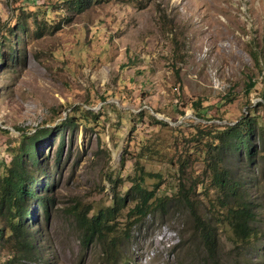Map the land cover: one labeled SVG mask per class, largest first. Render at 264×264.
I'll return each instance as SVG.
<instances>
[{
  "label": "rangeland",
  "instance_id": "obj_1",
  "mask_svg": "<svg viewBox=\"0 0 264 264\" xmlns=\"http://www.w3.org/2000/svg\"><path fill=\"white\" fill-rule=\"evenodd\" d=\"M70 1L0 0V160L11 164L37 134L44 170L34 189L50 187L47 210L28 206L35 250L4 236L0 264H264L263 140L251 138L258 149L249 168L237 152L209 146L249 109L264 135V0H91L80 10ZM67 115L71 124L58 132ZM141 165L148 188L159 182L157 195H172L183 178L193 187L216 231L215 260L175 201L125 239L129 197L114 218L116 245L111 233L85 243L79 218L111 206ZM212 166L243 181L256 238L234 239L215 206Z\"/></svg>",
  "mask_w": 264,
  "mask_h": 264
},
{
  "label": "trees",
  "instance_id": "obj_2",
  "mask_svg": "<svg viewBox=\"0 0 264 264\" xmlns=\"http://www.w3.org/2000/svg\"><path fill=\"white\" fill-rule=\"evenodd\" d=\"M91 0H71V6L77 10L89 5ZM4 38V37H3ZM3 51L0 49V58ZM10 53V60H14L13 53ZM4 57H2L3 59ZM254 81L251 79L246 83L245 91L249 93L253 88ZM264 102V93L261 94ZM261 104V103H259ZM89 112V111H88ZM71 118L67 115L58 123V132L71 124ZM158 123H164L162 120L155 119ZM45 129L39 130L41 137L50 138L52 134H46ZM261 137L264 146L263 129L258 125L255 115L249 112L233 123L223 125L218 129L214 135V140L217 141L212 146L220 147L222 150H231L237 152L238 160L246 159L247 167L254 164L257 155V145L252 143L253 136ZM25 136V134H23ZM35 135H26L29 141L21 143V148L7 164L0 160V239L4 236L11 239L15 244L17 250L26 249L27 251L35 250V238L29 236V225L26 223L27 214L33 215L37 207H44L47 210L49 204L48 196L45 195V190H50V187L45 181L39 186L40 191H36L35 183H38L37 176L43 175V164L41 165L37 155L36 137ZM45 137V138H46ZM64 139L57 146L56 154L60 156ZM21 151V152H19ZM209 151V147L206 149ZM57 156V158H59ZM214 161V160H210ZM138 163V162H137ZM29 169L32 170L29 173ZM37 172L38 174L34 175ZM151 173L146 171L141 165L136 167V172L132 177V184L123 194H116L112 199V205L98 210L90 217L84 215L79 218V222L84 224V241H93L95 237L105 238L107 234L111 233L110 244L116 245L119 236L113 233L115 228L114 218L117 212L126 206V199L134 200L132 206L127 210V227L122 228L125 233L124 238L130 237L127 231L133 227L141 225L147 218L158 216L160 219L170 213V206L172 202L185 208L192 221L193 234H197L202 242L206 256L210 260H215L214 250L216 248V231L213 230L212 224L207 220L201 218L195 204L190 196L193 192L192 186H186L185 180L180 179L177 190L172 195H157L156 190L159 182L154 183L152 188H148L144 182ZM153 176H158L154 174ZM37 181V182H36ZM161 181V178H160ZM211 184L216 191L215 206L223 210L224 218L229 224L234 239L237 242H247L256 238L257 230V216L254 207V200L250 197L248 191L243 185V181L237 176H233L231 167L212 166L211 168ZM35 204L34 213L29 209V204ZM35 216V215H34ZM6 234V235H5Z\"/></svg>",
  "mask_w": 264,
  "mask_h": 264
}]
</instances>
